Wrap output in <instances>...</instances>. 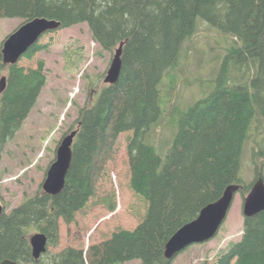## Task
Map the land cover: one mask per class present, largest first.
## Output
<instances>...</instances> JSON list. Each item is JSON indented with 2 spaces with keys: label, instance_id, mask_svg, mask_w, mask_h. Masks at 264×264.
Returning <instances> with one entry per match:
<instances>
[{
  "label": "trees",
  "instance_id": "16d2710c",
  "mask_svg": "<svg viewBox=\"0 0 264 264\" xmlns=\"http://www.w3.org/2000/svg\"><path fill=\"white\" fill-rule=\"evenodd\" d=\"M38 16L61 21L59 29L87 23L105 50L125 42L122 69L116 83H107L96 100L79 109L63 190L56 195L40 190L9 213H0V262L123 264L140 259L142 264H173L189 247L172 259L165 256L168 240L182 226L229 185L242 184L243 193L252 187L240 172L252 129L264 134V0H0V19L18 17L24 23ZM199 19L227 32L233 42L213 87L180 110L164 161L148 141L162 114L160 82L178 66ZM45 47L37 42L24 56L30 59ZM1 50L0 78L6 72L7 85L0 92V161L47 84L43 59L37 68L7 65ZM127 131L133 132L127 145L130 184L148 203L144 219L87 249L50 253L49 246L59 241L60 220L72 223L96 196L99 179L118 153L119 136ZM263 150H254L257 178L262 175L257 156ZM116 207L111 200L108 209ZM38 231L47 235L48 248L36 259L30 236ZM217 264H264V210L244 217L241 239L220 254Z\"/></svg>",
  "mask_w": 264,
  "mask_h": 264
},
{
  "label": "rangeland",
  "instance_id": "374dc122",
  "mask_svg": "<svg viewBox=\"0 0 264 264\" xmlns=\"http://www.w3.org/2000/svg\"><path fill=\"white\" fill-rule=\"evenodd\" d=\"M23 21L18 17L0 19V46ZM197 26L199 29L194 37L184 43L178 66L171 73L165 72L160 82L162 114L158 130L148 141L154 144L164 161L177 130L180 110L213 87L223 58L233 42L227 32L203 19L198 20ZM39 43L46 47L30 59L23 56L19 65L37 68L38 61L43 59L47 84L21 128L6 144L0 161V204L8 213L27 197L45 191L43 183L56 159L61 140L78 128L79 109L96 100L100 89L107 84L104 79L116 50H105L95 42L87 23L49 31ZM132 135L131 131L120 134L118 153L99 179L96 196L76 214L72 223L60 220L59 241L56 246H49L50 253L68 247L87 249L110 238L117 229H134L144 219L148 203L133 191L130 184L127 145ZM263 149L264 134L261 129L253 128L241 158L240 176L245 185L255 182L258 172L254 150ZM263 162L264 155H258L257 164L264 176ZM248 193L237 192L228 216L214 238L190 245L173 264H217L220 254L242 237L243 209ZM110 199L117 206L112 211L108 209ZM123 264H142V260L133 259Z\"/></svg>",
  "mask_w": 264,
  "mask_h": 264
},
{
  "label": "water",
  "instance_id": "95a60500",
  "mask_svg": "<svg viewBox=\"0 0 264 264\" xmlns=\"http://www.w3.org/2000/svg\"><path fill=\"white\" fill-rule=\"evenodd\" d=\"M61 21L48 17H35L32 20L22 23L3 42L2 54L5 64L19 63L20 59L29 51L41 37L59 29ZM125 42H121L115 50L110 68L105 77V82L114 84L117 82L122 69V54ZM7 85V77L3 75L0 79V92H3ZM78 129L72 130L65 135L57 149L55 161L49 167L47 177L43 183V189L53 195L60 193L66 182V175L71 166L73 157V143L77 136ZM242 184L229 185L222 196L202 208L200 214L193 221L182 226L167 242L165 256L173 258L188 246L195 243H203L214 238L223 223L225 222L233 200ZM4 207L0 204V213ZM264 210V177L259 176L253 183L244 202V215L253 216ZM33 256L39 259L48 248V237L38 231L30 236ZM0 264H18V262L5 259Z\"/></svg>",
  "mask_w": 264,
  "mask_h": 264
}]
</instances>
